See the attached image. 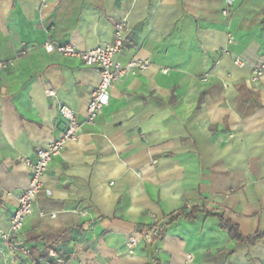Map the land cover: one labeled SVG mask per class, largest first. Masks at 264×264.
I'll return each mask as SVG.
<instances>
[{"label": "crops", "instance_id": "crops-1", "mask_svg": "<svg viewBox=\"0 0 264 264\" xmlns=\"http://www.w3.org/2000/svg\"><path fill=\"white\" fill-rule=\"evenodd\" d=\"M125 23L118 60L151 65L111 88L43 177L21 233L30 256L2 244L30 184L26 161L85 120L100 71L48 52L93 50ZM240 59L242 63H237ZM264 0H0V251L8 264H264ZM53 90L56 97L49 98ZM159 240L129 239L170 215ZM0 252V264H4Z\"/></svg>", "mask_w": 264, "mask_h": 264}, {"label": "built area", "instance_id": "built-area-1", "mask_svg": "<svg viewBox=\"0 0 264 264\" xmlns=\"http://www.w3.org/2000/svg\"><path fill=\"white\" fill-rule=\"evenodd\" d=\"M47 0H42L46 3ZM237 0H226L227 9L231 10ZM125 23L119 22L115 27L114 41L111 44L100 46L93 50H81L71 44L48 43L46 50L56 52L62 56L75 58L83 62L85 66L95 67L100 71L101 81L99 86L92 92L83 123L79 122L76 113L67 106L60 108V116L64 122V130L58 139L49 143L47 146L37 151V160L35 162L26 161L30 170V184L21 192L18 198V207L11 219L10 230L1 235L2 244L7 247L12 259L18 255L30 256L31 249L21 240V233L26 224L27 218L33 213L35 202L43 187V177L47 173L54 159L59 156L69 142L77 141L81 127L84 124H94L102 111L110 103L111 88L115 83L127 81L132 76L147 70L151 63L148 60H132L122 63L118 60L124 43L126 41ZM237 63H242L236 59ZM264 77V64L258 66L254 72V79ZM49 98L56 97L53 90L47 92ZM164 226L157 224L153 228H147L129 239L128 247L133 248L139 243V240L146 244L153 243L155 237L162 233ZM2 253V251H0ZM3 254L4 264H8L7 256ZM50 257L54 260L48 264H61L63 259L54 251L50 252ZM194 256L188 255L185 264H193ZM78 264H83L78 263Z\"/></svg>", "mask_w": 264, "mask_h": 264}, {"label": "trees", "instance_id": "trees-1", "mask_svg": "<svg viewBox=\"0 0 264 264\" xmlns=\"http://www.w3.org/2000/svg\"><path fill=\"white\" fill-rule=\"evenodd\" d=\"M181 216H186L187 218L193 219L195 218V214L194 212H190V213H185V212H180L174 215H170L167 219V222L162 223V225L164 227H166L168 224L176 221L179 217ZM220 223H221V227L225 230H227L231 237L236 239L238 242H242V241H249V242H254L257 239L263 238L264 237V233H256L254 236L251 237H244L242 236V234L239 231L238 226L232 224L230 221H226L223 219V217H220ZM157 225V224H156ZM155 225L150 226V228H153ZM163 235V232L160 233L158 236L155 237V240H159Z\"/></svg>", "mask_w": 264, "mask_h": 264}]
</instances>
